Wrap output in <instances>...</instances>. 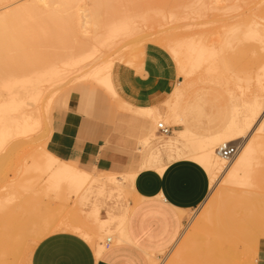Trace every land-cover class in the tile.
I'll list each match as a JSON object with an SVG mask.
<instances>
[{"label":"rangeland","instance_id":"obj_1","mask_svg":"<svg viewBox=\"0 0 264 264\" xmlns=\"http://www.w3.org/2000/svg\"><path fill=\"white\" fill-rule=\"evenodd\" d=\"M8 1L12 3L9 7L25 2ZM212 1L78 0L77 4H81L99 20L98 26L91 27L84 34L55 30L51 32L46 28L49 26V20L44 15L34 21L36 24L30 23L29 32H16L15 24L8 32H0V100L8 97L4 83L11 85V91L20 92L17 97L21 100L15 110L10 105L4 106L0 120V125L10 126L9 131H5L8 133L3 139L5 144L0 137V264H30L34 245L46 235L57 231H69L81 236L92 250L96 247H102L104 250L107 237L111 239L110 243L114 244L115 237L121 234L115 227L108 231L98 230L93 208L96 205L101 214L107 210L119 213L133 204L131 178L128 174L121 175L131 167L130 164L123 171L93 167L95 180L107 183L112 188L117 187L116 190L110 188V193L90 191L86 193V199L73 195L66 197V191L65 195L60 197L54 190L44 188L43 182L47 175L37 167L41 161L39 154L42 149L55 154L47 148L52 111L57 107H67L72 95L78 96L79 103L85 105L86 112L102 118L109 126L110 132H119L123 128L125 136L132 140L128 152L135 153V140L126 131V126L119 128L116 125L112 112L114 104L117 110L135 118L140 117L134 112L120 109L117 103L122 99L115 89L114 93L104 90L95 81L98 77L91 75L90 71L95 70L99 75L111 80V68L115 62L139 66L144 45L156 44L169 55L175 65L177 90L170 91L167 97L157 104L163 116L168 117V121H165L166 117L152 119L153 128H156V121L164 124L175 122L173 116H176V119L180 120L179 124L170 126V129L183 127L187 120L191 127L205 133L216 130L219 119L226 120L231 113L232 105L229 92L234 91L233 94L236 95L240 93L239 88L233 83L234 74L237 70L239 73L248 66L250 68L251 65L252 69L264 57L259 43L252 39V36H248L253 33L256 36L264 34V0H219L211 3ZM122 17L125 20L124 28L110 32L107 25L112 20ZM248 37H252V40ZM224 39L227 41L224 42ZM200 42L214 51L213 59H210L213 66L214 64L220 68L224 66L226 69L229 67L227 71L223 68V71L228 72L227 74L224 71L228 76L221 78L224 73L218 76L220 74L218 72L222 70L216 68L219 69L218 74L211 71L210 75L204 71L205 74L208 73L206 77L201 73L205 69L203 63L199 66L202 70L196 71V75L194 73L192 77L195 81H190L189 77H183L179 73L176 59L180 53L183 55V48L186 50L190 43H194L196 46L191 44L189 46L196 49ZM54 69L60 72L63 69L68 76H79L72 78L71 83L74 84L64 104L59 95L63 91L65 78L71 76L60 80L61 84L63 83L60 86L58 85L60 81H54ZM217 77H220L219 80ZM227 77L229 82L226 81ZM35 79L38 81H33ZM227 84L230 85L226 86ZM166 108L169 112L172 110L171 116ZM27 116L34 120L33 123L36 122V125L32 124ZM15 119H18V122L20 120L23 122L24 119L23 123L20 122L24 127L19 123L15 124ZM29 120L31 125L27 124ZM28 125L32 129L26 128ZM168 140L165 134L156 130V134L148 135L144 143L137 141L139 157L145 161L142 168L156 166L155 170L160 173L159 166L179 157L194 160L191 157L193 150L188 146L168 152H158L152 147L154 141L161 143ZM71 159L79 163L77 158ZM132 166L135 167L136 164ZM35 167L37 169H34ZM220 175H222L218 177V179L221 177V181L218 180L220 183L217 181L218 183L215 182L209 188L198 206L181 210L182 219L176 241L171 247H167V250L154 253L157 264H169L175 258L177 250L184 248L193 226L200 224L206 207H211V215L213 214L214 218L211 224L201 223L202 229L194 234L197 239L194 248L184 249V255L188 259L191 258L188 264H197L198 257L200 258L202 254L203 261L201 263L198 261L199 264H244L243 261H247V264H256L257 254L254 249L259 238L264 241V218L260 213L264 214V179L259 177L252 181V185L246 186L224 182L225 175L223 173ZM208 176L210 178L209 174ZM241 190H246L245 196L243 192L241 194ZM248 203H252L256 211L252 210L254 207H248ZM134 213L139 217L141 215L129 207L127 216ZM248 214H251L252 218L247 220ZM253 216L262 219H255ZM163 224L166 222L157 223L159 226ZM199 251L202 254L199 255Z\"/></svg>","mask_w":264,"mask_h":264},{"label":"crops","instance_id":"obj_2","mask_svg":"<svg viewBox=\"0 0 264 264\" xmlns=\"http://www.w3.org/2000/svg\"><path fill=\"white\" fill-rule=\"evenodd\" d=\"M176 78L173 61L153 43L144 45L139 66L124 62L113 64L111 82L122 99L118 101V107L140 117L135 118L117 110L114 104L112 112L116 125L119 128L126 126V131L135 140V153L128 152L132 140L125 136L123 128L119 132H110L102 118L85 111V105L79 103L77 95L71 96L67 107H57L52 111L47 148L61 159L93 173V178L73 196L86 199V193L90 191L110 193V188L116 190L117 186L112 188L107 183L95 180L93 167L123 171L130 164L131 167L124 174H119L125 176L128 171L135 172L130 180L134 201L129 207L141 215L139 217L134 213L128 217L129 207L119 213L107 210L101 214L94 205V217L98 221L96 228L108 231L112 227H119L125 231V237L114 244L110 243L111 239L107 241L105 249L96 257L81 236L69 231H57L34 245L30 264H149L146 253L162 252L176 241L182 219L181 210L193 209L203 201L209 190V176L203 166L184 156L168 162L160 173L155 170L156 166L142 168L139 166L141 159L137 149L138 137L146 134L147 126L151 123V116L144 114L138 106L159 104L171 91ZM70 89L71 86L64 88L59 95L62 104L68 98ZM229 116L226 120L219 119V126L213 131L202 133L186 120V125L173 128L172 132L187 127L200 134L214 133L223 127ZM263 118L264 113L261 117L264 126ZM71 158H77L79 163ZM134 163L135 167L132 166ZM158 222L166 224L159 226ZM256 245L254 251L257 260L259 264H264L262 238L258 239Z\"/></svg>","mask_w":264,"mask_h":264},{"label":"bare ground","instance_id":"obj_3","mask_svg":"<svg viewBox=\"0 0 264 264\" xmlns=\"http://www.w3.org/2000/svg\"><path fill=\"white\" fill-rule=\"evenodd\" d=\"M17 1H19V0H17ZM24 1L25 2H23L22 4L15 5L13 7H9L12 3H10L8 0H0V32H8V30L14 24L17 27L16 32H29V30H31L30 29L31 28L30 23H32V25H33V22L36 19H40V17L43 15L45 17H47V19L49 20V26H46V28H47V30H49L51 32H52V30H55V31H59V32H61V31L62 32H80L81 34H84V33L88 32L91 27L94 28V27L98 26V24H99V20H97V16L92 14V12L88 11L86 8H83L81 4H77L78 0H24ZM214 1H219V0H213L211 3H213ZM86 11H88V12H86ZM34 23L36 24V22H34ZM34 26H36V25H34ZM107 26H108L107 28L110 32L119 31V30L124 28L125 20L123 17L119 18V19H115V20H112L110 22V24ZM43 27H45V26H43ZM38 29L41 32V30H40L41 28L39 27ZM128 29H130V28H128ZM32 30H34V29L32 28ZM31 32H33V31H31ZM42 32H44V31L42 30ZM263 35L264 34H262L260 36L259 35L256 36L253 33V35L249 34L248 36H252L253 38L252 37L251 38L256 40L259 43V45H260L259 48H261L260 50H262L263 56H264V36ZM251 38L248 37L249 40ZM223 41L225 42L227 40L224 39ZM189 42H191V41H189ZM224 42H223V45H224ZM200 43H199L200 46L199 47L197 46L196 49H195V47L192 48L191 46H189L190 44L193 45L194 43L193 44L190 43L189 45L186 44V46L187 45L188 46H187L186 50H185V48H183L184 49L183 55L180 53V56L176 59V63L178 60L177 69H178L179 73L183 77H189L190 81L191 80L195 81L192 77H194V73L196 75V73L200 71L201 68H199V66L202 65V63H203L202 66H204L205 69H203V70L201 69L202 70L201 73H204V74H205L204 71H206V72L210 73V75H211V71H214V72L216 71V73H217L218 70L220 69V71L221 70L222 71L218 72L220 74H218V73L217 74H218V76H221V73H224V71H225V70L223 71V68L226 69V67H224V66L221 68L217 65L215 66V64L213 66L212 61L210 59L211 58L213 59L212 56L215 54L214 51H211L208 48V46L205 45L204 43H202V42H200ZM193 46H196V45H193ZM194 49H195V51H194ZM211 49H212V44H211ZM229 55H230V53H229ZM224 61L222 63H224ZM214 62L215 61H213V63ZM244 67H246V66H244ZM251 67H252V65H251ZM251 67L249 68V66H248V68H246L247 71H245L246 69L243 70L245 72L241 71L243 74H241V72L239 71L240 75H239V73H237L238 68H236V70H237L236 73L238 75L236 73H235L236 75L234 74L233 83L236 84V86L239 88L238 90L240 93L236 90L239 93L238 95H236V94H233L234 91L232 92L229 90L231 100H232V102H231L232 103L231 113H230L228 120L226 121V123L223 125L222 128H220L218 131H216L214 133H209V134H200V133L194 132L193 130L188 129L187 127H184L183 129H180V130H175L173 132L171 129V131L166 134L167 139L169 138L168 141L161 142V143L154 141L152 143V147L157 149L158 152H164V151L168 152V151H171L173 149H183L184 146L190 147L193 150L191 157L194 160H196L201 166H203V168L206 170L207 174L210 175L209 188L212 187L213 184L221 178L220 177L218 179L219 176H222V175H220L222 173L225 175L224 182H227L230 184H239V185L250 186V185H252V181H254L255 179H257L259 177H262V179H264V126H263L262 121H261L262 114L264 113V57H263V60L260 63H258V65H254V67L252 69H251ZM216 68H219V69H216ZM228 68L226 69V71L228 70ZM196 69H199V70H196ZM54 71H55L54 72V74H55L54 81H60V80L62 81L63 78L68 76V75H66L65 72H63V69L61 72L57 69H54ZM65 71H67V70H65ZM230 71H231V69H229V72ZM214 72H212V73H214ZM89 73H91V75H93V76L98 77L95 81L97 83H99L103 87L104 90H106L109 93H114V87H113L111 80H108L105 76L99 75L98 72H96L95 70H92ZM191 73H193V74H191ZM216 73H214V74H216ZM226 73L228 74V72H226ZM207 74H205V76ZM214 74H212V75H214ZM227 74L224 73L223 74L224 76L222 75L221 78L226 77ZM81 75H83V74H81ZM70 76H68V77H70ZM77 76L78 75H76L74 77L71 76V78H68V79L65 78L66 81L63 82V83H65V85L63 86V89L68 87V86H72V84H74V83H71L72 78L75 79ZM216 76L217 75H215V77ZM229 76H231V74ZM51 77L49 78L50 80H52ZM88 77H89V75H88ZM197 77H199V76L197 75ZM219 78H218V80H219ZM228 78L229 77H227L226 81L229 82ZM33 81H38V79H35ZM61 81L58 84L60 86H62V84H63V83L61 84ZM57 83L58 82H56V84ZM5 84H6V89H7L6 96H8V97L0 100V120L2 119V108L4 106L10 105L11 108L15 110L18 108L19 102L21 101L18 98L19 97L18 94H20V92L16 93L18 91H16V92L11 91L10 90L11 85L10 84L7 85V83H4V87H5ZM176 85H177V82L173 85V87L171 88V91L177 90ZM229 85L227 84L226 86H229ZM227 96H228V93H227ZM49 99H51V98H49ZM164 105H165V103H164ZM168 105H169V103H168ZM138 108L144 114L150 115L151 120L157 119V118H164L165 119V117H166V115L163 116V112L159 110L158 105L157 106L156 105L138 106ZM166 111L168 113H170L169 115L171 116L172 110L169 112L167 109ZM173 115H174V113H173ZM167 118L168 117H166V119H165L166 122L168 121ZM173 118H175L174 119L175 122H172V123L166 124V125L171 126L172 124H175V123L178 124V121H180V120L176 119V116L175 117L173 116ZM24 119H22L23 122H24ZM27 119H30L32 121V124L36 123V122L33 123L34 120H32L29 117ZM30 120L28 121L27 124L31 123ZM25 121H27V120H25ZM14 122H15V124L16 123L20 124V122H22V121L20 120V122H18V119H16V120H14ZM158 122L159 121H156V124ZM20 125L24 127V124H20ZM29 125H31V124H29ZM29 125L26 126V128L29 127ZM8 126L9 125H6V124L0 125V137H2L1 139H2L3 143H4L3 139H5V135L8 134V133H5V131L8 132L10 129V126H9V128H7ZM29 128H31V127H29ZM18 129L21 131L23 130L21 128H18ZM23 131H25V130H23ZM171 132H172V134L170 135ZM155 134H156V128L154 129L152 124L150 123L147 126L146 134L139 136L137 141L140 143H144L145 142L144 140H146V137L148 135L154 136ZM152 139L153 138H151V140ZM234 140H236L239 145H238L237 152L234 154V156L232 158L226 159L217 153V147L219 145H221L222 143L234 141ZM32 157H35V156H32ZM39 157H40L41 161L37 167L41 172H44L47 175L44 179V182H43L44 188L46 187V189L48 188V189L54 190L57 195L58 194L60 195V197H63L65 195V191L67 193L66 197L71 196V195H77L83 189V187L93 178V173L90 170L79 168L78 166L61 159L59 156L52 154L50 151H48L46 149L41 150ZM225 161H227V163H225ZM32 162H33V160H32ZM144 163H145V161L141 159L139 166L142 167L144 165ZM31 164H29V165L32 166ZM165 165L166 164H162L161 166H159L158 167L159 170L162 171L164 169ZM37 167H35L34 169H37ZM127 173L131 179L134 178L135 172L128 171ZM32 177H34V176H32ZM36 178H37V176H36ZM31 179H33V178H31ZM27 180L29 181V178ZM34 180H35V178H34ZM219 181H221V179ZM225 189H229V188L225 187ZM244 191H246V190H241V194L243 192V195H244ZM245 193L247 196V192H245ZM239 194H240V192H239ZM247 205H248V207H250V206L254 207V209H252V210L256 211L255 206H253L252 203H250V204L248 203ZM215 207H216V205H215ZM211 213H212L211 207H206L205 210L203 211L202 216L200 215L201 216L200 224H196L193 226L192 231L190 232L189 236L187 237V240H186L187 242L184 245V248L177 250V254L175 255V258L169 264H188L190 262L189 260H191V258L188 259L184 255V249L185 248H191V249L194 248V245H195L196 240H197L195 238L194 234H195V232H197V230L202 229L201 223H203V224L204 223L205 224H211L212 223V219L214 217H213V214L211 215ZM254 213H256V212H254ZM260 213L262 214V216L264 218L263 212H260ZM248 215H247L248 216L247 220L249 218H252L251 214H248ZM253 218L262 219V217H258V216L257 217L253 216ZM242 219L244 220V217ZM240 221H242V220L240 219ZM238 222H239V220H238ZM116 229L118 230V232L121 233L119 236L115 237L116 242H118L120 240V238L125 237L126 234H125V231H122V229H119V227ZM204 233L208 234L207 231H204ZM107 239H110V238L107 237ZM102 251H103L102 247H96L93 250L96 257H98ZM200 253L201 252L199 251L198 254L200 255ZM201 256H203V254L200 255V258L198 257L199 260L197 259L198 261H200V263L203 261ZM146 257H147L149 264H157L155 262L154 253L148 252V253H146ZM198 261H197V264H199ZM257 261H256V264H257ZM243 263L247 264V261H243ZM258 264H259V261H258Z\"/></svg>","mask_w":264,"mask_h":264},{"label":"built area","instance_id":"obj_4","mask_svg":"<svg viewBox=\"0 0 264 264\" xmlns=\"http://www.w3.org/2000/svg\"><path fill=\"white\" fill-rule=\"evenodd\" d=\"M156 130L161 134H165V135L171 131L170 126L164 124L161 121H159L156 124ZM237 149H238L237 142H225L217 147V153L220 156L229 159L234 156V154L237 152ZM107 241H110V239H107Z\"/></svg>","mask_w":264,"mask_h":264}]
</instances>
